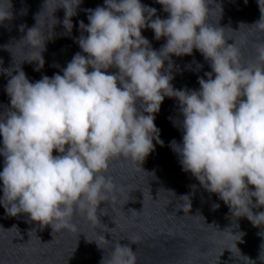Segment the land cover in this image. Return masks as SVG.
<instances>
[{
  "label": "clouds",
  "instance_id": "clouds-1",
  "mask_svg": "<svg viewBox=\"0 0 264 264\" xmlns=\"http://www.w3.org/2000/svg\"><path fill=\"white\" fill-rule=\"evenodd\" d=\"M156 2L167 18L141 0H104L86 10L87 24L79 21L76 42L87 55L74 54L62 75L30 82L21 69L8 80L10 107L0 111V205L7 214L28 213L53 231L73 228L75 214L95 225L98 205L116 188L106 174L109 161L122 156L142 163L154 140L163 146L154 114L167 96L177 98L182 116V141L169 142L182 170L217 193L234 217L264 227V211H253L264 208V41L256 45V62L241 64L235 41L227 44L224 28L208 25L209 0ZM81 3L59 0L52 11L54 17L64 8L66 34ZM257 3L260 18L251 25L264 32V0ZM47 5L45 0L44 10ZM10 7V0L0 6V22L11 16ZM39 14L23 38L33 49L28 61L39 62L37 70L53 36L37 27ZM146 27L154 39L166 38L159 50L142 35ZM193 49L210 62L211 72H205L207 79L198 77V90L175 89L170 55H190ZM110 67L118 72L103 71ZM142 204L128 212H142ZM127 238L138 243L136 236ZM119 241L100 264H137L136 251Z\"/></svg>",
  "mask_w": 264,
  "mask_h": 264
},
{
  "label": "water",
  "instance_id": "water-1",
  "mask_svg": "<svg viewBox=\"0 0 264 264\" xmlns=\"http://www.w3.org/2000/svg\"><path fill=\"white\" fill-rule=\"evenodd\" d=\"M209 2L208 25L224 28L226 43L235 41L240 50L241 64L255 63L256 45L264 41V32L251 25L260 18L257 0ZM58 3L59 0H48L44 10L45 0H10L11 16L0 22V111L10 107L5 86L17 71L22 69L29 81L35 82L44 75H62V69L77 52L87 55L76 42L82 34L79 21L87 24L86 10L103 6L104 0H82L77 14L71 17L70 34H66L62 23L63 7H58L52 17ZM141 3L155 8L160 18H167L168 13L156 0ZM0 6H7V0ZM38 14L37 27L53 36L42 52L45 63L37 70L39 62L28 61L33 58V49L23 38L36 25ZM141 33L155 50L166 42L165 37L154 39L150 28ZM170 61L171 84L175 89L198 90V77L207 79L205 72H211L210 62L196 49L190 55L171 54ZM168 64L169 60H165V68ZM103 71L116 73L118 69L110 67ZM154 115L163 146L154 140V150L142 163L122 156L109 161L106 174L113 178L116 188L108 201L98 205L95 225L75 214L73 228L53 231L51 225L41 226L28 213L12 216L0 205V264H100L104 256L108 259L117 240L136 251L137 264H264V236L259 235L264 227L253 226L246 217H234L217 193L209 192L195 176L182 170L178 155L169 147L172 140L182 141L177 98L166 96ZM56 154L54 149L53 155ZM3 159L0 156V170ZM142 201V212H128L140 210ZM100 209L103 215L99 214ZM129 236L138 237V243H132Z\"/></svg>",
  "mask_w": 264,
  "mask_h": 264
}]
</instances>
